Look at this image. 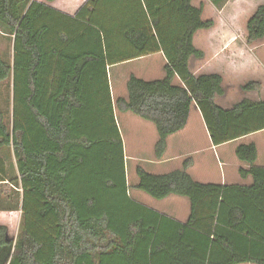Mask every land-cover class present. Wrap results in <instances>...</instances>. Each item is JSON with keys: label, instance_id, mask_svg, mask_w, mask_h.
Instances as JSON below:
<instances>
[{"label": "trees", "instance_id": "trees-1", "mask_svg": "<svg viewBox=\"0 0 264 264\" xmlns=\"http://www.w3.org/2000/svg\"><path fill=\"white\" fill-rule=\"evenodd\" d=\"M54 1L0 0V27L14 53L12 63L0 57V87L7 84L13 96L12 116L0 110V152L15 158L22 187L17 237L0 225V264H264V168L255 166V144L236 149L250 166L239 171L252 177L250 186L196 182L187 172L192 159L164 175L137 168L134 190L157 201L189 200L185 224L129 194L115 109L156 127L158 159L193 107L213 146L264 131V101L243 99L224 109L216 103L223 77L192 73L191 60L205 58L194 38L215 25L203 19L204 8L193 7L194 0H145L147 9H127L120 29L96 0L72 14L53 10ZM219 1L210 0L221 8ZM246 30L248 45L264 40V4ZM158 53L167 61L165 77L132 76L128 98L114 105L108 68ZM260 89L253 81L242 87ZM1 162L2 178L8 172Z\"/></svg>", "mask_w": 264, "mask_h": 264}, {"label": "crops", "instance_id": "crops-1", "mask_svg": "<svg viewBox=\"0 0 264 264\" xmlns=\"http://www.w3.org/2000/svg\"><path fill=\"white\" fill-rule=\"evenodd\" d=\"M37 1L44 2L45 0H37ZM89 1L90 0H55L53 3L50 4V7L53 10L59 13H62V14H72L74 12H77L79 9L83 8ZM169 1L170 0H166V3H168ZM221 2H222V7L218 9H223V11L228 9V7L233 8L237 6L239 7V5L241 6L245 5L246 3L247 5L251 4V0H244V1L243 0L242 1L241 0H221ZM111 3L120 4L119 7H122V8L147 9L145 0L144 1L143 0H96L95 7L96 9H101L103 6L109 8ZM166 3H165V9H177L178 8L177 5H175V7L174 6L170 7ZM155 4L156 5L161 4V1L157 2L156 0ZM192 4H193V7H196V8H199V7L204 8L206 6L204 1H200L199 3L197 0H194ZM213 6L217 8L215 5ZM216 29L217 28H215V25H214V27L209 30H201L197 32L194 38L195 46H196L197 36L199 34L206 35L205 32H210L209 35L207 36H212V40L210 41V43L214 42L215 40L213 38V35H211V32L213 33V31H216ZM221 36L222 34L219 35V37L216 39L219 40V42L222 45L226 46L228 44V38H223V37L220 38ZM210 43H208V45H210ZM229 43H230L229 45V48H230L232 47L233 43L231 42ZM234 49H235V52H239L237 50L240 48H237V49L234 48ZM152 57L161 58L163 62L161 73L163 72V76L165 77L164 67L167 64V61L162 53L137 58L134 60H130L128 62L121 63V64L133 66L139 62L150 60L149 58H152ZM235 57L232 58L231 56L230 60L227 59L226 63L225 64L223 63V67L219 68V66H217L215 63L217 62L216 61L217 59H210L208 58V56L205 55L204 59L207 58V66L210 69V71L205 72L203 74H199V75H197L196 73H193L196 76H200L204 74H219L223 77L224 95L218 96L216 98V103L224 109H230L233 105L237 104L243 99H249L255 102L264 101V69L262 68V65H263L262 57L258 56L256 58H253L252 56H249L246 52L238 55V57L236 58H239V59L237 60ZM234 62L236 64H234ZM121 64H117L112 67L116 68V66L121 65ZM135 66L136 67L134 68L135 70H133V72H130L128 75L119 73L116 76V79H114V75H112V72L110 73L109 71L110 67L108 68L111 97H112V101L114 105L119 99L128 98V92H127L126 86H127L129 79L132 76L138 79H141L139 78L140 76L139 74H137V72H138V69L141 70L142 68H140L139 65H135ZM242 66H244L245 70L251 74V78L247 82L235 80V79H238V78H235L237 77L236 75L229 76L225 74V72H223V70L226 69L227 67L233 68L237 70L238 72V69L239 68L241 69ZM160 77L161 78L157 80H161L164 78V77L162 78V76ZM144 81L151 82L150 80L149 81L144 80ZM153 81H156V80H153ZM252 81L259 83L261 85V89L258 91L244 92L242 90V87ZM175 84H179V81H176ZM238 93H240L241 96L240 98L236 99L235 95H237ZM218 98H222L224 100L223 102L224 104L219 103L217 101ZM193 111L195 112V118H197L198 121L200 122L198 124L199 126L202 122V127L204 130L203 137H205V142L202 144H201L200 135L192 131L193 128L190 127V122L192 120ZM131 115H132L131 112L125 113V112H120L118 109H115V118H116V121L119 127L121 123L120 118L121 119L123 118L125 119V121L130 122V120L133 119ZM137 120L135 122L131 120L133 125L136 123L141 124L140 126L136 125V129H135L136 139L133 138V144L130 143V140L129 142H126L124 136L121 134L123 138L126 164L130 157L131 160L135 162V167H134L135 172L138 167H142L146 172L150 174L164 175V174H168L170 172L176 171V170H183V163L188 159H192L193 164L187 170V172L196 182L204 183V184L214 183V184H221V185L250 186L253 183L252 177H248L247 179H244L240 176V173H239L240 169L248 170L250 166L247 163L239 161V159L236 156V149L240 145H248V144H255L258 150V158L255 163V166L258 168H264V131L245 136L243 138H240L236 141L227 143L222 146H217V147L213 146L210 135L203 121L201 112L196 107H193L191 109L189 120H188V123L185 129L173 136H170L167 139V151L165 155L163 156V158L158 159L155 153L156 144L159 141V135H158L156 127L154 125H151L152 123L150 124V122L147 123L149 125H145L146 124L145 122H141ZM0 160L2 161L1 164H4L6 166V170L8 174H9V170L11 172V168H13L14 166L15 169L13 170L15 171L14 173L17 179L16 186H12L10 185L7 177H2L5 181L3 182L0 180V203L3 200L6 201L9 196V193H8L9 190L3 192L2 186L4 184L11 186V188L15 190V192H17L22 198L21 181L19 180L20 179L19 172H18L17 162L15 158H13L12 155L6 157L3 153L0 152ZM8 163L10 164V166H8ZM206 173L208 174V176L204 177ZM209 177H210V180H207ZM214 179H217V180H214ZM138 182H139V178L137 182H134L131 188L136 186ZM129 194L131 198L135 200L136 202H138L139 204L146 206L150 209H153L163 215H166L169 218L177 222L185 224L189 219V216L191 213V205H190L189 200L186 198L170 196L167 199L160 201L162 202V204L165 205L164 207H155L153 204H151V201L147 198L148 195H146L145 193H142V192H139L133 189V190H130ZM186 200L189 202V204H187ZM18 213L20 214L19 226H21L22 212L20 208H16L14 210L0 208V224L7 226L9 231H11L13 227L12 225L14 223L16 224V221L18 219V216H19ZM19 231H20V228L18 229V232L16 234H11V236L13 235L12 239H15L17 237Z\"/></svg>", "mask_w": 264, "mask_h": 264}, {"label": "rangeland", "instance_id": "rangeland-1", "mask_svg": "<svg viewBox=\"0 0 264 264\" xmlns=\"http://www.w3.org/2000/svg\"><path fill=\"white\" fill-rule=\"evenodd\" d=\"M34 1V0H32ZM199 3L200 1H204L205 2V7H204V14H203V19L205 21L207 20H212L215 23V28L216 31H213V33L211 32V35H213L214 38V42L210 43V41L212 40V36H207L209 35L210 32H205L206 35H201L199 34L196 38V48L200 49L201 51H203L205 53L206 56H208V58L210 59H217L215 62L217 66H219V68L223 67V63H226V60H230V57L232 56L238 57V55L243 54L244 52H246L249 56H252L253 58H256L258 56L262 57V61H263V65L262 68L264 69V40L257 42L253 45H248L247 44V30H246V26H247V22L249 20V18L252 16L253 12H255V10L264 4V0H251V4L247 5V3L245 5H239V7H228V9H226L225 11H223V9H218L215 8L212 3L210 2V0H197ZM242 1V0H241ZM244 1V0H243ZM202 3V2H201ZM221 3V1H219V4ZM105 4V2H104ZM120 4H114L111 3V5L108 7H102L101 9H107L108 11V15L110 17V20H112V25H116L121 29V26H123L124 24V16L128 14L127 9L129 8H122L119 7ZM248 6V7H246ZM255 9V10H253ZM115 12V13H114ZM132 12H134V9H132ZM131 12V13H132ZM114 13V14H113ZM130 14V13H129ZM229 22V23H228ZM224 30V31H223ZM222 34V36L220 38H228V44L226 46L222 45L219 40H217L216 38L219 37V35ZM207 36V37H206ZM121 38V37H120ZM233 43L232 47L229 48L230 43ZM104 43V47L105 50L107 49V45L106 42L103 41ZM123 43L122 39H117V44L121 45ZM208 43H210V45H208ZM236 44V45H235ZM227 47V48H226ZM240 48L237 51L239 52H235L234 48ZM226 48V49H225ZM118 51H115V53H117ZM123 53V52H121ZM121 53H117L115 54V56L117 55V57H124L126 56L125 54H121ZM128 53V52H127ZM13 41L11 38L7 37L1 27H0V57L6 61V62H11L13 60ZM217 56V58H216ZM228 57V58H227ZM235 57V58H236ZM234 58V59H235ZM150 60H145L142 62H139L135 65H139L140 68H142L141 70L138 69L137 74H139V78L144 79V80H157L160 79L163 76V72L161 73V68H162V60L160 57H152L149 58ZM239 58H236V60ZM234 64H236L234 62ZM135 65H118L116 66V68L114 67H110L109 71L110 73L112 72V75H114V79H116V76L119 73H122L124 75H128L130 72H133V70H135L134 68L136 67ZM149 66V68H148ZM191 70L192 73H196L197 75L199 74H203L205 72H209L210 69L207 66V58L204 60H195L192 59L191 60ZM223 72H225V74L232 76V75H236L238 79V81H242V82H247L248 80H250L251 78V74L249 72H247L244 68V66H242V68L237 70L233 69V68H226L223 70ZM141 74V75H140ZM8 85L4 84L3 86L0 87V110H6L9 113V116H12V112H13V96H12V90L8 89ZM241 94L238 93L237 95H235L236 99L240 98ZM217 101L221 104H224V100L222 98H218ZM133 117L134 122L137 121H141V122H145V125H149L147 124L148 122L134 116L133 114L131 115ZM135 119V120H134ZM130 120V122L125 121V119H121L120 118V132L121 134L124 136L126 142H129L133 144V138L136 139V125L140 126L141 124L136 123L133 125L132 121ZM200 122L198 121L197 118H195V112H192V120L190 122V127L193 128L192 131L198 133V135H200V139H201V144L205 142V137H203L204 135V130L202 127V122L200 124V126L198 125ZM151 124V123H150ZM153 125V124H151ZM200 129V130H199ZM1 153H3L6 157H8V153L6 152V150H3V152L1 151ZM127 180H128V185L131 187L133 186L134 182H137L138 177L137 174L134 170L135 167V162H133L131 160V158L129 157L128 161H127ZM8 166H10V164L8 163ZM15 169L14 166L13 168H11V172L9 170V174L5 175L7 177V179L9 180L10 185L12 186H16V175H15V171L13 170ZM217 172V171H216ZM215 172V173H216ZM218 173V172H217ZM208 176V174L206 173L204 177ZM0 179H2L0 177ZM210 180V177L207 179ZM217 180V179H214ZM6 188L4 186L3 187V192L4 191H8L9 196L7 198V200H3L0 203V208H9V207H14L16 208L18 206V202L21 203L22 202V198L21 196L15 192V190H13L11 188V186L9 185H5ZM11 190V191H10ZM131 190H133V188H131ZM147 197V196H146ZM150 201L151 204H153L155 207H164L165 205L162 204V202L160 201H156L154 199H152L151 197H147ZM19 199V201H18ZM187 201V200H186ZM187 204H189V202L187 201ZM18 219L16 221V224L14 223L12 226V230L9 231V237L13 238L11 236V234H16L18 232V229L21 228V226H19L20 223V214L18 213ZM17 217V216H15ZM16 219V218H15ZM14 219V220H15ZM3 225V224H0ZM4 226V225H3ZM7 227V226H6ZM9 230V229H8Z\"/></svg>", "mask_w": 264, "mask_h": 264}]
</instances>
